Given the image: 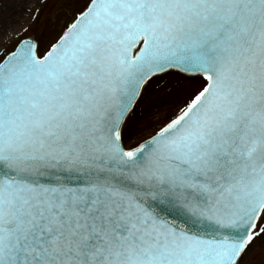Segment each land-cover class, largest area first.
Returning a JSON list of instances; mask_svg holds the SVG:
<instances>
[{"label": "snow or ice", "instance_id": "snow-or-ice-1", "mask_svg": "<svg viewBox=\"0 0 264 264\" xmlns=\"http://www.w3.org/2000/svg\"><path fill=\"white\" fill-rule=\"evenodd\" d=\"M52 4L0 47V264H264V0H64L41 48Z\"/></svg>", "mask_w": 264, "mask_h": 264}, {"label": "rangeland", "instance_id": "rangeland-1", "mask_svg": "<svg viewBox=\"0 0 264 264\" xmlns=\"http://www.w3.org/2000/svg\"><path fill=\"white\" fill-rule=\"evenodd\" d=\"M25 1L33 4L39 2V0H25ZM2 2L3 0H0V4ZM63 2L64 0H53V4L47 10L40 13L39 17L35 20V22L30 25L29 31L23 33V35H34L35 38L40 42L41 48H43L49 42V40L52 38L55 32L59 31V28L63 23V21L68 19L67 15H65L63 12H59L56 20L55 21L52 20V14L56 13L58 9H60ZM70 2L73 4L72 11H75L80 6H82L83 0H70ZM23 8L24 6L18 3V8L17 10H15V13H13V17H12L14 23H11L8 26V23L10 22L8 23L2 22L4 26L0 25V47L4 45L5 42L4 32L6 29L14 28L13 34L15 35L20 34V29L18 26H15V22L21 19V13ZM249 264H261V258L257 257L256 259L249 261Z\"/></svg>", "mask_w": 264, "mask_h": 264}, {"label": "bare ground", "instance_id": "bare-ground-1", "mask_svg": "<svg viewBox=\"0 0 264 264\" xmlns=\"http://www.w3.org/2000/svg\"><path fill=\"white\" fill-rule=\"evenodd\" d=\"M19 1V2H18ZM18 3L25 6L28 2L27 1H20V0H3V2L0 4V25L4 26L2 22L8 23V26L11 23H14V20L12 19L13 13H15V10L18 8ZM14 29V28H12Z\"/></svg>", "mask_w": 264, "mask_h": 264}]
</instances>
